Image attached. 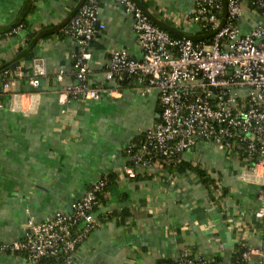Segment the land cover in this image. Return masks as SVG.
Listing matches in <instances>:
<instances>
[{
    "label": "crops",
    "instance_id": "1",
    "mask_svg": "<svg viewBox=\"0 0 264 264\" xmlns=\"http://www.w3.org/2000/svg\"><path fill=\"white\" fill-rule=\"evenodd\" d=\"M84 1L0 0V32L24 23L17 35L0 40V64L22 72L0 109V246L21 240L28 220L40 223L55 212L69 213L92 184L108 177L94 210L98 226L72 264H174L184 249L235 264L237 247L260 249L262 222L254 215L261 205L260 177L247 173L241 157L199 143L174 171L163 164L136 169L132 180L122 176L126 147L159 115L156 93L141 96L130 84L119 99L60 102L62 89L73 83L76 49L61 27ZM135 2L157 27L200 38L198 27L184 21L195 0ZM97 18L105 28L91 47V84L104 81L112 49L141 58L129 14L113 0H99ZM237 25L245 34L264 27V19L244 4ZM36 58L47 74L31 89L27 78ZM60 70L64 79L57 83ZM196 167L211 183L203 182ZM210 186L220 190L219 199L209 193ZM241 262L261 264V258L251 255ZM0 264L33 263L0 252Z\"/></svg>",
    "mask_w": 264,
    "mask_h": 264
},
{
    "label": "built area",
    "instance_id": "2",
    "mask_svg": "<svg viewBox=\"0 0 264 264\" xmlns=\"http://www.w3.org/2000/svg\"><path fill=\"white\" fill-rule=\"evenodd\" d=\"M113 1L132 18L141 58H131L124 49H112L105 62L104 81L90 83L91 47L105 25L97 18L99 0H85L65 29L76 49L71 55L73 83L62 89L60 102L119 99L130 84L141 96L156 93L157 119L138 135L137 143L125 149L128 161L121 173L129 180L137 177L136 169L180 165L183 154L199 143H211L229 156L241 157L247 173L260 177L261 205L254 215L262 222L263 239L260 249H246L241 259L255 255L264 264V27L242 34L237 25L244 4L264 19V0H227L224 20L219 17L221 0H195L184 21L205 33L196 41L170 36L132 0ZM21 29L17 26L0 34V40L17 35ZM46 74L41 60H32L28 86L37 89ZM18 77H22L20 70H0V109L3 95L10 92ZM63 79L64 71L60 70L55 80L61 83ZM108 184V178L92 184L71 204V213L55 212L40 223L28 220L24 237L1 245L0 252L23 255L33 264L59 256L72 264L81 243L98 226L94 210ZM207 190L214 199L221 197L216 187ZM174 264L223 262L184 249Z\"/></svg>",
    "mask_w": 264,
    "mask_h": 264
},
{
    "label": "trees",
    "instance_id": "3",
    "mask_svg": "<svg viewBox=\"0 0 264 264\" xmlns=\"http://www.w3.org/2000/svg\"><path fill=\"white\" fill-rule=\"evenodd\" d=\"M137 6H138V4L135 2V0H132ZM85 2V1H84ZM226 2H227V0H221V9H220V12H219V17H221V18H223V20L224 19H226V17H227V9H226ZM83 5V4H82ZM81 5V6H82ZM139 7V6H138ZM74 16V15H73ZM72 16V17H73ZM71 17V18H72ZM70 18V19H71ZM70 19H69V21H70ZM69 21L65 24V25H63L61 28H63L64 27V29H66L67 28V26H68V24H69ZM225 21H223V23H224ZM155 25V24H154ZM17 26H22V28H23V26H24V23L23 22H21V23H19L18 25H16L15 27H17ZM15 27H13V28H15ZM12 28V29H13ZM160 29H162L163 31H165V32H167L170 36H172V37H182L183 35H177V34H175L174 32H171L168 28H166V27H163V26H160L159 27ZM12 29H10V30H12ZM10 30H7V31H4V32H0V34L3 36L6 32H8V31H10ZM200 34H199V36H200V38H198V39H193L194 41H196V40H199V39H201L202 37H203V35L205 34V33H203V32H199ZM202 35V36H201ZM44 35H42L41 37H43ZM186 37V36H185ZM188 38V37H187ZM191 39V38H190ZM37 42V41H36ZM5 68H7V69H9L10 67H9V65H5V64H0V70H2V69H5ZM159 113H160V110H159ZM141 137V135L140 136H138L137 137V139L136 140H134L133 142H135V143H137V141H138V139ZM165 166H166V168H168V170L169 171H174L175 169H177L180 165H173V164H165ZM193 171H195L196 173H197V175L200 177V178H202L203 179V182L204 183H211V180L209 179V177L207 176V174L203 171V170H201V169H199L198 167H196V168H193ZM108 178V177H107ZM110 178V177H109ZM105 191V190H104ZM103 194V193H102ZM102 194H100L99 196H98V204H99V202H100V198H101V196H102ZM236 255H235V264H243L242 262H241V254L243 253V251H244V249L243 248H241V247H237L236 248ZM35 264H66L65 263V261L63 260V258L61 257V256H59V257H55V258H47V259H43V260H41V261H39V262H37V263H35Z\"/></svg>",
    "mask_w": 264,
    "mask_h": 264
},
{
    "label": "water",
    "instance_id": "4",
    "mask_svg": "<svg viewBox=\"0 0 264 264\" xmlns=\"http://www.w3.org/2000/svg\"><path fill=\"white\" fill-rule=\"evenodd\" d=\"M69 213H71V210L69 211Z\"/></svg>",
    "mask_w": 264,
    "mask_h": 264
}]
</instances>
